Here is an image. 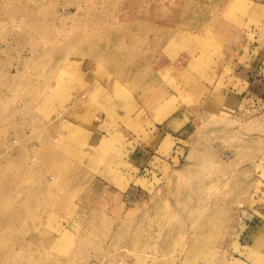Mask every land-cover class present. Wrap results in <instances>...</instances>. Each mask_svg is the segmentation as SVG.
I'll return each mask as SVG.
<instances>
[{"label":"rangeland","instance_id":"rangeland-1","mask_svg":"<svg viewBox=\"0 0 264 264\" xmlns=\"http://www.w3.org/2000/svg\"><path fill=\"white\" fill-rule=\"evenodd\" d=\"M262 58L264 0H0V264H264Z\"/></svg>","mask_w":264,"mask_h":264},{"label":"crops","instance_id":"crops-1","mask_svg":"<svg viewBox=\"0 0 264 264\" xmlns=\"http://www.w3.org/2000/svg\"><path fill=\"white\" fill-rule=\"evenodd\" d=\"M261 61H263V63H264V60H263V58L261 59ZM253 63H256V62L254 61ZM256 66H257V65H256Z\"/></svg>","mask_w":264,"mask_h":264},{"label":"bare ground","instance_id":"bare-ground-1","mask_svg":"<svg viewBox=\"0 0 264 264\" xmlns=\"http://www.w3.org/2000/svg\"><path fill=\"white\" fill-rule=\"evenodd\" d=\"M80 78H81V76H80Z\"/></svg>","mask_w":264,"mask_h":264}]
</instances>
